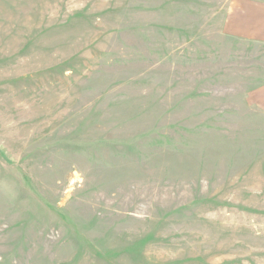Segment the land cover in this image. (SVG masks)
Masks as SVG:
<instances>
[{"label":"rangeland","instance_id":"374dc122","mask_svg":"<svg viewBox=\"0 0 264 264\" xmlns=\"http://www.w3.org/2000/svg\"><path fill=\"white\" fill-rule=\"evenodd\" d=\"M256 3L0 0V264H264Z\"/></svg>","mask_w":264,"mask_h":264},{"label":"crops","instance_id":"0c3cea01","mask_svg":"<svg viewBox=\"0 0 264 264\" xmlns=\"http://www.w3.org/2000/svg\"><path fill=\"white\" fill-rule=\"evenodd\" d=\"M256 7L254 12H249L247 15L236 14L232 17V25L234 32L242 34L241 29L248 28V35H260L264 41V3H256L250 9ZM245 14V13H244Z\"/></svg>","mask_w":264,"mask_h":264}]
</instances>
